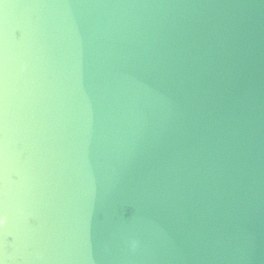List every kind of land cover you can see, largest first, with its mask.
<instances>
[{"label":"water","instance_id":"95a60500","mask_svg":"<svg viewBox=\"0 0 264 264\" xmlns=\"http://www.w3.org/2000/svg\"><path fill=\"white\" fill-rule=\"evenodd\" d=\"M0 260L264 264V0H2Z\"/></svg>","mask_w":264,"mask_h":264},{"label":"clouds","instance_id":"9594fccd","mask_svg":"<svg viewBox=\"0 0 264 264\" xmlns=\"http://www.w3.org/2000/svg\"><path fill=\"white\" fill-rule=\"evenodd\" d=\"M135 246H136V244H134V245L132 246V248L134 249ZM0 264H4V261L0 260Z\"/></svg>","mask_w":264,"mask_h":264},{"label":"snow or ice","instance_id":"6c2138e0","mask_svg":"<svg viewBox=\"0 0 264 264\" xmlns=\"http://www.w3.org/2000/svg\"><path fill=\"white\" fill-rule=\"evenodd\" d=\"M0 2H2V0H0Z\"/></svg>","mask_w":264,"mask_h":264}]
</instances>
